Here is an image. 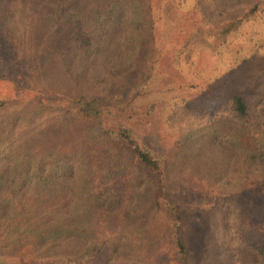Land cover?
I'll return each instance as SVG.
<instances>
[{"label":"trees","instance_id":"obj_1","mask_svg":"<svg viewBox=\"0 0 264 264\" xmlns=\"http://www.w3.org/2000/svg\"><path fill=\"white\" fill-rule=\"evenodd\" d=\"M175 1L198 15V28L172 50L180 82L168 94L162 90L169 97L155 118L174 136L168 146L135 130L133 104L111 113L95 94L102 79L97 70L110 83L141 57L129 87L132 100L144 87L157 89L163 50L155 40L152 5L0 0V25L12 33L19 57L35 58L38 66L53 58L65 66L71 46L69 69L90 74L93 68L83 91L66 99L0 97V264L26 243L32 250L16 260L27 264H190L202 248L191 264H264V190L248 183L264 178V0ZM201 51L208 53V65L199 64ZM6 57L19 60L12 53ZM198 122L203 133L197 137ZM171 146L178 150L169 159ZM216 152L235 173L209 167ZM176 167L203 181L194 203L211 223L208 244L193 245L179 203L164 199ZM145 211L153 212L155 224L163 223L141 238L137 227Z\"/></svg>","mask_w":264,"mask_h":264},{"label":"rangeland","instance_id":"obj_2","mask_svg":"<svg viewBox=\"0 0 264 264\" xmlns=\"http://www.w3.org/2000/svg\"><path fill=\"white\" fill-rule=\"evenodd\" d=\"M107 2L108 0H103L104 5H106ZM143 2L147 6L152 5L153 13L155 14V40L161 48V51L163 50L158 58L156 66L157 89L155 91H150L144 87L139 95L136 97L134 96L132 100V95L129 93V87L139 72L140 64H142L143 61L141 57L139 65L130 68L128 71L124 72L123 75L112 80L110 83H107V79H105L107 75L104 74L102 70H97V72L101 74L102 79L101 82H99L101 84H99L98 89L95 88L97 91L95 94L103 100L111 113H115L116 109L125 107L128 104H133L131 106V112L134 116L131 119V124L136 128L135 130L140 132L142 130L145 131L148 141L157 142L156 139L160 137L163 142L160 144L169 146L174 144V136L166 133L163 129L164 126L161 127L160 122H157L155 118L158 114L161 115L162 106L164 104L163 100H165L166 97H169L163 96L162 90H164L165 94H168L169 91H166L171 88L172 84H176V81L180 82L172 64V50L175 49V47L183 45V43L196 32L198 28V15L192 11H187L178 5L175 0H143ZM146 12H149L148 8L146 9ZM11 36L12 33L9 32L6 35L2 25H0V97H14L20 94L32 98L35 102L40 98L54 102L57 99H66L71 95L81 93L84 86L88 84L86 81L92 75L93 68L89 70L90 74L83 71L76 72V69L73 71L69 69L73 58L71 46L67 48L69 56L66 57L65 66L61 65L53 58H48L45 62L41 61V58L40 65L38 66L35 58L29 59L27 56L21 58L17 55L16 50L14 49V44L10 43ZM239 46V42L232 45L234 50H237ZM10 53L15 54L19 60L16 61L15 58H7V54ZM209 63H211V61L208 57V53L201 51L199 64L205 66ZM118 69V71L121 70V68ZM114 74L115 73H111V75ZM253 77H255V80L258 79L257 76ZM260 85L263 86L264 82H261ZM146 91L150 92L146 94ZM57 104L54 106L56 107ZM55 119L57 118L55 117ZM107 120L108 124L111 125L113 123V118L107 117ZM193 126L199 130L197 131V137L200 136L203 133V123L198 122V124H193ZM51 139L52 142L56 140L54 137H51ZM48 144L49 142L45 145ZM172 148L173 146L168 150L169 159H171L178 150V147H175L174 149ZM171 149L174 150V153L170 155ZM210 155L209 167L213 171L219 170V174H224V172L220 170L223 169L225 174L235 173V171L228 170L229 163L227 160L224 162L223 160H221L222 162L218 160L217 152ZM204 163L205 159L203 160L202 165ZM198 165L202 168L197 162V166ZM141 173L145 172L142 171ZM193 173L194 172H191V170H182L181 168L176 167L167 181V186L164 188L166 193L164 199L170 198L179 203V209L184 214L183 229L193 245L194 243L197 245V242L204 243V241H207L208 244L206 236L211 223L209 222L207 214L204 211L199 210L194 203L196 199L194 197L196 196L195 193L201 191L202 188L200 187H202L201 185H203V181ZM258 174L262 176L261 171H259ZM137 175L138 177L140 176L139 174ZM248 183L250 184V188L257 187L261 191L264 190V178H249ZM127 194L129 193L126 191L124 195L126 196ZM133 208H135V205ZM136 208L138 209L139 206L136 205ZM154 209L155 211L160 212L156 207H154ZM142 213L140 214L142 215ZM138 214V212H134L131 215L135 217L138 216ZM151 216H153L152 211L150 213H145L142 224L137 227L142 228L143 233L141 238L148 232L149 236L154 230H159L163 223L158 222L155 224L151 220ZM156 217L160 218L162 216L160 213H157ZM118 222V220L117 223L115 222V227L117 228V231H121L123 226L119 225L120 223ZM261 224L262 223H260L259 226L263 227ZM98 227L102 228L104 231L107 229V226L102 223H98ZM132 238L133 243H136L135 234L131 235V239ZM32 247L33 245L31 243L23 245L13 257H8V264H27L25 259L21 258L16 260V257L28 255L32 250ZM132 248L135 249V246ZM121 253L124 255L128 254L126 250H122ZM193 253L195 254L196 251L194 250ZM202 253L203 248L200 249L199 254H195V256H197L196 263ZM195 256L193 255L192 260L189 261L190 264ZM42 264H54V262L45 261Z\"/></svg>","mask_w":264,"mask_h":264}]
</instances>
